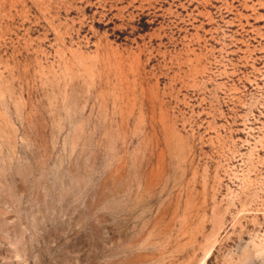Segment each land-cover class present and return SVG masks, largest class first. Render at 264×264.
Here are the masks:
<instances>
[{
	"label": "rangeland",
	"instance_id": "obj_1",
	"mask_svg": "<svg viewBox=\"0 0 264 264\" xmlns=\"http://www.w3.org/2000/svg\"><path fill=\"white\" fill-rule=\"evenodd\" d=\"M0 264H264V0H0Z\"/></svg>",
	"mask_w": 264,
	"mask_h": 264
}]
</instances>
